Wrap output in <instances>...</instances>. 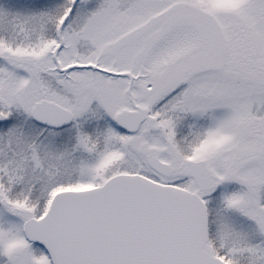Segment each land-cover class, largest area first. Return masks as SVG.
I'll return each instance as SVG.
<instances>
[{
    "label": "snow or ice",
    "instance_id": "6c2138e0",
    "mask_svg": "<svg viewBox=\"0 0 264 264\" xmlns=\"http://www.w3.org/2000/svg\"><path fill=\"white\" fill-rule=\"evenodd\" d=\"M0 264H264V0H0Z\"/></svg>",
    "mask_w": 264,
    "mask_h": 264
}]
</instances>
